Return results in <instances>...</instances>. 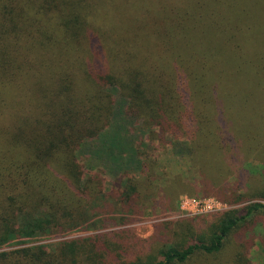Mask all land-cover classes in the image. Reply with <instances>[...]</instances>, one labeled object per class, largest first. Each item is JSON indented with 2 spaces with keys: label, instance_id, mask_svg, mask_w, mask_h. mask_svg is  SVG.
I'll use <instances>...</instances> for the list:
<instances>
[{
  "label": "trees",
  "instance_id": "trees-1",
  "mask_svg": "<svg viewBox=\"0 0 264 264\" xmlns=\"http://www.w3.org/2000/svg\"><path fill=\"white\" fill-rule=\"evenodd\" d=\"M108 88L147 136L182 146L214 198L244 205L124 264L215 256L264 218V187L251 182L264 168L243 155L264 154V0H0V245L77 213L74 152L109 124ZM65 260L37 247L0 252V264ZM229 264L250 262L238 252Z\"/></svg>",
  "mask_w": 264,
  "mask_h": 264
},
{
  "label": "rangeland",
  "instance_id": "rangeland-1",
  "mask_svg": "<svg viewBox=\"0 0 264 264\" xmlns=\"http://www.w3.org/2000/svg\"><path fill=\"white\" fill-rule=\"evenodd\" d=\"M107 91L113 105L109 124L97 135L84 137L74 152L83 194L73 209L77 213L69 218L63 215L51 230L41 232L37 227L32 237L0 245V252L37 247L56 252L67 260L64 264L146 261L178 241L180 229L190 224L206 228L218 213L244 206L230 209L214 198L196 168L190 167L182 146L174 145L170 137L162 144L151 132L147 136L142 122L127 111L122 94L114 88ZM258 102L257 113L263 116L264 101ZM246 118L248 122L260 119ZM226 119L230 123L239 117ZM245 149L248 160L244 162L261 175L264 154L257 159ZM256 176L250 179L252 190L264 187V178ZM91 191L96 193L91 196ZM158 225L160 230L155 228ZM238 252L246 254L250 264H264V218L258 217L232 236L220 254L196 255L186 264H229Z\"/></svg>",
  "mask_w": 264,
  "mask_h": 264
}]
</instances>
